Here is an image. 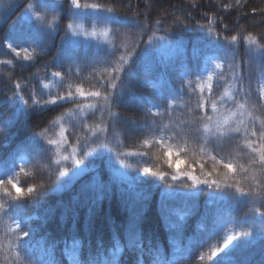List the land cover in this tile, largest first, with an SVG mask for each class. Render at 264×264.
<instances>
[{
  "label": "trees",
  "instance_id": "16d2710c",
  "mask_svg": "<svg viewBox=\"0 0 264 264\" xmlns=\"http://www.w3.org/2000/svg\"><path fill=\"white\" fill-rule=\"evenodd\" d=\"M80 2L0 0V264H264V0Z\"/></svg>",
  "mask_w": 264,
  "mask_h": 264
},
{
  "label": "snow or ice",
  "instance_id": "6c2138e0",
  "mask_svg": "<svg viewBox=\"0 0 264 264\" xmlns=\"http://www.w3.org/2000/svg\"><path fill=\"white\" fill-rule=\"evenodd\" d=\"M71 4H72V6H74L76 8H81V7L82 8H92V9H100L101 8V6L99 4H87V3L81 4L80 0H71ZM29 7H31V5H29ZM109 11H111V10H109ZM69 28H71V25H69ZM232 39L235 40L236 38L233 37ZM13 51H16V49H13ZM23 51L27 52L26 49H24ZM17 54H19V53L17 52ZM28 58H30V57H28ZM216 66L217 67H220L219 64H217ZM55 75L59 76L60 73L57 72V73H55ZM113 87H114V85H113ZM210 87L211 86H209V88ZM77 91L79 92V94L81 96L85 95L82 90L77 89ZM69 95H71V93ZM91 95H93V96H99L100 94L98 92H94V93H91ZM25 102L28 103L27 100ZM212 110L213 111L216 110V105L215 104L212 105ZM208 118L210 119V117H208ZM252 135L255 136L256 133L253 132ZM259 138L262 141H264V132H261ZM52 143H55V141H53ZM248 147L251 148L252 153H253V161L252 162L254 164H258L261 168H264V142L260 143L259 146L257 147L255 145V143L250 140L248 142ZM167 151H168L169 154L171 153V149H168ZM257 154H258V159L256 158L257 157ZM79 162H80L79 160L75 161V163H79ZM224 167L226 169H228V171H230V172H234L235 171L234 165H232V164H225ZM65 171H67V169H65ZM177 171L179 172V170H177ZM144 172L145 173H151L152 172V169H150L148 167H145L144 168ZM61 174L63 175V173H61ZM157 174L161 178H163L165 176V173H163V172H159ZM179 175H187L196 184H199V183L209 184V183H211L213 185H217L218 186L217 181H215V180L209 181L208 179H205V180L201 181L196 175L192 174L191 172H189V173L179 172ZM178 178L179 177L177 175H173L172 176V179L173 180L178 179ZM3 183H5V182L4 181H0V184H3ZM7 183L9 185H11V187L13 189H15V191H16V198H20L22 195H31L34 191H36V189L34 187H31L30 186V187L27 188V192H24V190L21 187H19L11 178H9V180L7 181ZM5 191L7 192L8 189L6 188ZM23 235H27V233L26 232H23ZM232 239H234V236L233 235H229L227 237V239L224 241V245L226 246ZM220 250H221L220 248H214L212 250V253H211V256L209 257V259L212 258V257H214L217 254V252H219Z\"/></svg>",
  "mask_w": 264,
  "mask_h": 264
},
{
  "label": "rangeland",
  "instance_id": "374dc122",
  "mask_svg": "<svg viewBox=\"0 0 264 264\" xmlns=\"http://www.w3.org/2000/svg\"><path fill=\"white\" fill-rule=\"evenodd\" d=\"M108 36V27L106 26V21L99 19V21L92 19L88 25L83 24L82 22H78L75 25L72 24V37L77 39H82L83 41H92L95 43V45H99L106 41ZM175 42H171L169 44L166 40L159 39L158 45L159 49L163 52H174L177 48V45H175ZM212 66L207 67V73L206 76H210L212 74ZM60 140L61 136L60 133L54 138L55 140ZM56 150H62L61 146H56ZM74 152H70L69 150H65L62 153V159L64 162H66L68 165V171L65 173H69V175H76L82 167V164L75 163L77 161L76 158H74ZM94 166L93 164H91ZM73 177V176H72Z\"/></svg>",
  "mask_w": 264,
  "mask_h": 264
}]
</instances>
